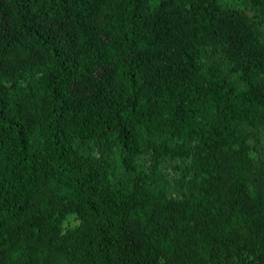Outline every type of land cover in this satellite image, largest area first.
Here are the masks:
<instances>
[{
    "label": "trees",
    "instance_id": "16d2710c",
    "mask_svg": "<svg viewBox=\"0 0 264 264\" xmlns=\"http://www.w3.org/2000/svg\"><path fill=\"white\" fill-rule=\"evenodd\" d=\"M263 28L264 0H0V264H264Z\"/></svg>",
    "mask_w": 264,
    "mask_h": 264
},
{
    "label": "rangeland",
    "instance_id": "374dc122",
    "mask_svg": "<svg viewBox=\"0 0 264 264\" xmlns=\"http://www.w3.org/2000/svg\"><path fill=\"white\" fill-rule=\"evenodd\" d=\"M264 32V28L262 29ZM77 225V222L73 218H69L65 224V227H74Z\"/></svg>",
    "mask_w": 264,
    "mask_h": 264
}]
</instances>
